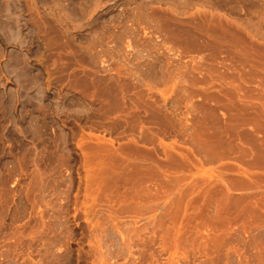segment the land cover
Here are the masks:
<instances>
[{"label":"rangeland","instance_id":"374dc122","mask_svg":"<svg viewBox=\"0 0 264 264\" xmlns=\"http://www.w3.org/2000/svg\"><path fill=\"white\" fill-rule=\"evenodd\" d=\"M0 264H264V0H0Z\"/></svg>","mask_w":264,"mask_h":264}]
</instances>
